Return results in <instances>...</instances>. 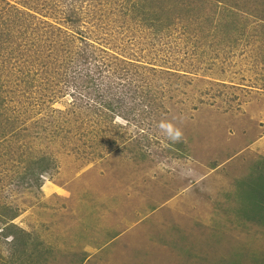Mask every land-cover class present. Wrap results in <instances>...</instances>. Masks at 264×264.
<instances>
[{"label":"rangeland","instance_id":"374dc122","mask_svg":"<svg viewBox=\"0 0 264 264\" xmlns=\"http://www.w3.org/2000/svg\"><path fill=\"white\" fill-rule=\"evenodd\" d=\"M3 1L0 17L22 25L0 35V214H17L6 238L0 218V264H264V225L240 212L264 162L263 24L178 13L155 39L115 0H73L77 27L65 0ZM85 46L133 63L151 113L79 105L65 77ZM42 156L53 167L27 186Z\"/></svg>","mask_w":264,"mask_h":264},{"label":"trees","instance_id":"16d2710c","mask_svg":"<svg viewBox=\"0 0 264 264\" xmlns=\"http://www.w3.org/2000/svg\"><path fill=\"white\" fill-rule=\"evenodd\" d=\"M27 0L20 2L21 4H25ZM30 1V0H28ZM37 1V0H36ZM68 2L66 9L64 11L66 15V20L68 23L77 27L79 22L81 21V15L79 10H75L72 6L73 0H65ZM118 3V8L120 9L123 15L129 17L127 20L133 22L135 25L140 24L141 27H145L149 30V35L153 36V38H161L162 36H167L170 31V27L175 22L173 20L178 19V13L184 14V18L190 21H197L198 24H208L213 26L211 22L213 20L219 21V19H223L229 13V17H234L237 13L241 12L246 15H250L257 21L259 24L262 23L264 26V0H214L212 5L210 1L212 0H115ZM229 1H232L231 4H228ZM0 2H4L0 0ZM34 0L31 2L33 3ZM5 6L8 4L4 3ZM48 3L43 4L44 9H48ZM8 6V5H7ZM41 4L37 1V4L34 5L33 9H40ZM56 7V4H55ZM41 11V10H40ZM21 21L18 16L16 20L8 18V20H3L0 17V25L1 22L5 23L4 26L6 29L0 30V35L3 31H6V35L12 38L10 30L16 26V30L20 29ZM31 27L25 29V33L33 32L30 30ZM38 30V29H37ZM145 31V30H143ZM39 33V32H35ZM45 34V32H41ZM206 36V33H203ZM213 34V33H211ZM14 38V37H13ZM83 38V37H82ZM81 38V39H82ZM204 38V37H203ZM2 41H0V52ZM88 45V44H86ZM19 47V46H18ZM33 46H28L26 49H32ZM6 59L1 58L0 61H4ZM78 62L77 65H80V69L70 70V72L66 75V87L72 89L73 93H76L75 100H81L80 106L82 102L86 99H93L95 101H99L104 97V111L108 113H117L121 115L124 120L132 121L137 115L143 113H151V107L149 110L148 104V95L142 94L141 83L135 81V79L139 81H143L144 79L141 77L138 79L135 77L136 72H131L134 68H132L133 63L127 62L128 68L125 66L120 67H112L113 63L111 61L101 60L98 56H94V52L91 49H88L85 46L78 54ZM99 61H103L99 63ZM124 61H119L122 63ZM76 65V66H77ZM120 73V74H118ZM121 77L120 81H116L118 77ZM72 77V79H71ZM69 81V82H68ZM136 82V84L134 83ZM1 85V83H0ZM115 85V86H114ZM120 85V87L125 88L122 89V92L116 89V86ZM84 98V99H81ZM140 98L142 101H136V99ZM4 96L0 93V106L4 104ZM129 99V101H127ZM151 100V99H150ZM144 107H147L143 110V107L140 106L139 103ZM134 103V104H132ZM87 104V102H86ZM132 104V106H130ZM88 106H93L94 103L87 104ZM153 111V110H152ZM137 114V115H136ZM1 116V115H0ZM141 118H144L141 116ZM2 125V124H0ZM2 129V128H0ZM14 128H11L12 131ZM34 168L31 169L30 172H26V175L29 177V182L27 186L35 187L39 189L41 187V175H44L48 170H50L53 166L50 161L42 156L36 160H33ZM262 169H256L257 175L259 177L256 181H253L252 184L248 187L247 179H245L241 183L240 191L242 195V208L240 209L241 215L245 216L244 218L248 221L251 220V217L255 218V222L259 225H264V162L261 165ZM256 175V174H255ZM24 176L23 178H25ZM251 190V191H250ZM5 207V206H4ZM16 208H12L10 206L6 207L5 212L0 214V218H3L4 229L3 235L4 237H8L11 234V230L15 227L10 224L16 216ZM7 220V221H6ZM15 238V237H14ZM13 238V239H14Z\"/></svg>","mask_w":264,"mask_h":264},{"label":"clouds","instance_id":"9594fccd","mask_svg":"<svg viewBox=\"0 0 264 264\" xmlns=\"http://www.w3.org/2000/svg\"><path fill=\"white\" fill-rule=\"evenodd\" d=\"M178 135V134H177Z\"/></svg>","mask_w":264,"mask_h":264}]
</instances>
